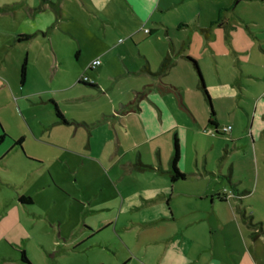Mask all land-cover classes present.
<instances>
[{
    "label": "crops",
    "instance_id": "0c3cea01",
    "mask_svg": "<svg viewBox=\"0 0 264 264\" xmlns=\"http://www.w3.org/2000/svg\"><path fill=\"white\" fill-rule=\"evenodd\" d=\"M19 3L4 4L0 14L14 16L20 8L45 20L32 31L14 30V44L40 36L49 41L59 65L52 27L79 15L91 21L93 35L64 28L76 43L75 60L86 48L82 40L107 56L81 64L72 77H49L45 84L35 77L27 91L26 69L19 87L10 84L7 104L25 122L24 131L12 134L11 148L22 149L29 134L33 145L46 150L28 153L35 159L23 155L21 182L14 174L4 178L13 181L22 212L59 227L83 228L75 243L111 251L117 264H264L249 236L251 206L238 201L236 164L226 160L215 166L210 158L213 150L230 155L254 147L264 134V20L248 25L241 44L224 54L205 55L210 63L202 67L187 50L186 39L177 38L186 22L168 19L171 0ZM225 10H218L217 23L199 28L207 46L214 45L208 43L211 28L225 25ZM20 34L31 37L19 41ZM166 56L172 64L157 75ZM187 57L196 59L197 67ZM81 75L93 83L81 81ZM5 87L1 84L0 90ZM28 103L37 104L44 117L30 114V122ZM55 107L66 123L57 118ZM211 111L215 125L209 123ZM238 116L244 119L240 126ZM225 126L230 130L223 132ZM2 133L7 136L1 128ZM19 138L21 146L15 144ZM175 138L177 166L186 177L171 181ZM19 195L32 202L21 204ZM261 237L264 231L255 238Z\"/></svg>",
    "mask_w": 264,
    "mask_h": 264
},
{
    "label": "rangeland",
    "instance_id": "374dc122",
    "mask_svg": "<svg viewBox=\"0 0 264 264\" xmlns=\"http://www.w3.org/2000/svg\"><path fill=\"white\" fill-rule=\"evenodd\" d=\"M10 1L12 0H0V11L4 10L3 5ZM19 1L21 3L23 0ZM171 1L172 7L168 13V19L177 22L176 20L181 18L186 22L187 26L178 32L177 38L186 39L187 50L201 59L202 67L207 65L206 62L210 63L208 58L204 57L205 55L209 56L212 52L224 54L232 46L241 44L244 37L248 36V25L255 20H264V0ZM220 8L227 9L222 14V20L226 23L221 28L217 26L211 28L208 43L212 42L214 45L207 46V39L200 33L199 28L208 26L211 20H215ZM34 15L25 14L20 8L16 10L14 16L0 14V85L6 84V87L0 90V132L2 128L7 134L4 141L0 143V264H117V258L113 252L96 246H87L82 242L75 243V238L79 233H83V228L73 230L75 227L68 223L59 227L55 221L31 216L26 211L22 212V206L20 207L15 198L16 191L10 184L13 181L4 179L14 174L20 178L21 182L25 175L22 168L25 160L23 155L33 158L28 153L46 152L44 148L33 145L29 134L22 149L11 148L14 139L12 134L16 136L18 132L24 131L25 122L22 119L23 123H21L13 111V106L7 104L11 100L10 84H17L19 87L23 59L25 57L28 59L26 82L23 85L24 91H27L35 77H41L40 81L44 84L50 79L49 77H72L81 64L88 65L95 58L104 60L105 57L104 54H100L102 50L99 51L95 46L82 40L86 48L83 49L80 61L75 60L76 43L62 32L66 30L64 28L82 30L86 37L93 35L91 21L79 15L63 21L65 22L63 25L52 27V44L62 58V63L59 65L52 57L49 41L44 42L40 36L32 37L28 42L14 44L12 41L14 30L32 31L39 22L45 20L43 15L41 19L40 16ZM213 48L216 51H212ZM54 71L56 73L53 75ZM56 82L57 80L54 81ZM35 105L29 103L27 105L30 107L27 111L30 122L34 121L30 114L36 113L39 118L34 116L38 119L44 117L43 113H40V108H34ZM238 119V126H240L244 119L239 116ZM236 129L238 130L237 127ZM210 158L214 165L224 163L226 160H229L228 164H236L234 182L238 187V201L244 200L245 204L251 206L248 215L252 214L254 218L251 222L248 219L246 221L249 236L254 241L253 249L256 245L257 253L264 255V238L261 237L257 241V238L254 239L252 235L255 232L260 235L264 231V134L256 141L254 147L244 146L230 155L224 151L219 153L218 150H213ZM55 193L57 192L54 190L50 191L52 195ZM63 232L68 235L66 236ZM21 250H25L28 263L21 260Z\"/></svg>",
    "mask_w": 264,
    "mask_h": 264
},
{
    "label": "trees",
    "instance_id": "16d2710c",
    "mask_svg": "<svg viewBox=\"0 0 264 264\" xmlns=\"http://www.w3.org/2000/svg\"><path fill=\"white\" fill-rule=\"evenodd\" d=\"M218 20L219 19H216L215 21H212L211 24L217 23ZM179 26H181V25H179ZM201 31L204 32V33H207L208 28H202ZM30 37H31V35H29V34H20V35L17 36V39L19 41H26V40L30 39ZM187 58L196 66V62H195L194 59H192L191 57H187ZM171 64H172V60H171L170 56H166L163 59V61L161 62L160 66H159V69H158L156 74L157 75H161V74L165 73L169 69ZM25 69H26V66H25V61H24L22 63V65H21V69H20V78H21V80H23L24 77H25ZM203 92L206 93L204 88H203ZM55 111H56L57 118L61 122H65L66 123V121L63 119V117H62L61 113L59 112V110L57 109V107H55ZM213 116H214V113H213V111H211L210 112L209 123L212 124V125H215ZM4 136H6L5 133H2L0 135V142H2V139H3ZM21 142H22V138H19V139L15 140V144H17L19 146H21ZM178 159H179V146H178L177 139L175 138V141H174V152H173V155L171 157V170L169 172L171 181L182 180V179H184L186 177V174L183 173L182 171H180L178 166H177ZM143 168H148V166L140 165V169H143ZM18 200H19V202L21 204H30L32 202L31 198L29 196H24V195H19L18 196ZM252 235L254 236V238L258 236V234L256 232L253 233ZM21 260H23L26 263H28V261H29L24 250H21Z\"/></svg>",
    "mask_w": 264,
    "mask_h": 264
},
{
    "label": "built area",
    "instance_id": "2783aa9c",
    "mask_svg": "<svg viewBox=\"0 0 264 264\" xmlns=\"http://www.w3.org/2000/svg\"><path fill=\"white\" fill-rule=\"evenodd\" d=\"M98 63H99V60H96L95 64H98ZM80 80L83 82H88L90 84L93 83V81L85 75H81ZM230 128H231L230 126H225L222 128V131L223 132L228 131V130H230Z\"/></svg>",
    "mask_w": 264,
    "mask_h": 264
},
{
    "label": "flooded vegetation",
    "instance_id": "af4514ba",
    "mask_svg": "<svg viewBox=\"0 0 264 264\" xmlns=\"http://www.w3.org/2000/svg\"><path fill=\"white\" fill-rule=\"evenodd\" d=\"M238 1V0H237Z\"/></svg>",
    "mask_w": 264,
    "mask_h": 264
},
{
    "label": "water",
    "instance_id": "95a60500",
    "mask_svg": "<svg viewBox=\"0 0 264 264\" xmlns=\"http://www.w3.org/2000/svg\"><path fill=\"white\" fill-rule=\"evenodd\" d=\"M239 1V0H238Z\"/></svg>",
    "mask_w": 264,
    "mask_h": 264
}]
</instances>
